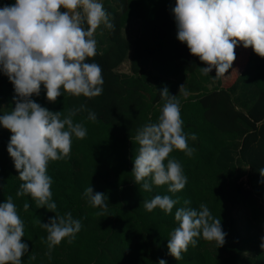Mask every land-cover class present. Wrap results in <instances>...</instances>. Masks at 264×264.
I'll return each instance as SVG.
<instances>
[{"label":"trees","instance_id":"16d2710c","mask_svg":"<svg viewBox=\"0 0 264 264\" xmlns=\"http://www.w3.org/2000/svg\"><path fill=\"white\" fill-rule=\"evenodd\" d=\"M14 3L0 0V6ZM104 4L115 26L108 29L110 44L103 51L97 48V55L86 61L102 68V94L89 99L62 93L50 103L42 85L40 95L31 97L53 112L66 114L85 104L97 116L95 123L87 120V112L73 118L84 124L87 136L74 137L70 156L48 166L56 213L71 212L82 224L71 242L65 238L53 248L51 259L45 255L47 233L38 220L47 223L55 213L37 208L29 195L16 196L22 181L7 152L11 133L0 126V203L12 196L24 221L22 240L28 253L21 258L22 264H158L161 259L166 264H264L260 247L264 178L259 172L264 168V58L239 44L234 75L222 84L214 70L202 75L200 68L207 65L177 40L171 12L175 0H104ZM131 19L146 24L145 35L133 41L121 34ZM128 55L130 73L117 72ZM183 84L186 96L179 92ZM165 86L180 100L183 130L195 152L189 157L174 150L169 156L180 162L187 177L182 191L170 193L167 185H153L146 192L134 183L138 148L134 136L146 123L157 122L163 105L158 91ZM14 95L13 85L0 72V115L14 108ZM193 133L195 140L190 138ZM87 186L106 194L107 217L97 216L100 209L84 197ZM155 195L179 197L180 203L169 214L159 208L148 212L144 202ZM185 199L197 209L206 204L213 217L221 219L227 235L221 247L198 238L196 246H189L177 261L168 254L167 243L178 226L175 210ZM25 203L30 205L27 211ZM236 208L245 212L243 235L234 218ZM33 254L35 260L30 259Z\"/></svg>","mask_w":264,"mask_h":264},{"label":"clouds","instance_id":"9594fccd","mask_svg":"<svg viewBox=\"0 0 264 264\" xmlns=\"http://www.w3.org/2000/svg\"><path fill=\"white\" fill-rule=\"evenodd\" d=\"M171 12L177 40L207 65L200 68L202 75H209L213 68L216 78L225 75L236 59L238 44L251 47L264 58V0H175ZM101 25L115 28L100 0H15L14 4L0 6V72L7 76L15 93V106L0 115V126L11 133L7 152L22 181L16 196L29 195L37 208L55 213L47 223L38 220L47 233L45 255L49 259L54 247L65 238L71 242L82 228L71 212L56 213L49 163L68 158L73 138L87 136L84 124L74 122L78 113L87 112V120L94 123L97 116L85 104L68 109L66 114L53 112L31 97L40 95L42 85L50 103L62 93L89 99L102 94V68L86 62L97 55L94 34ZM158 92L163 105L157 122L146 123L134 136L138 148L132 173L134 183L141 184L146 192L153 185H167L168 192L177 193L185 188L187 177L180 162L169 156L176 150L191 157L195 149L189 147V135L183 130L177 95H170L167 86ZM179 92L188 94L184 84ZM190 138L195 140L196 135ZM259 172L264 178V168ZM83 195L91 206L100 209L97 216H108L105 193L87 186ZM179 203V197L155 195L144 202V208L148 212L159 208L169 214ZM190 205L191 201L185 199L176 208L178 226L167 243L168 254L177 261L189 246H196L198 238L215 241L221 247L227 235L221 219L213 217L206 204L198 209ZM29 207L28 203L23 205L25 211ZM24 227L12 196H8L0 203V264H22L21 258L28 253V245L22 240ZM260 247L264 248V242ZM30 259L35 260V254ZM158 264L166 261L161 259Z\"/></svg>","mask_w":264,"mask_h":264},{"label":"rangeland","instance_id":"374dc122","mask_svg":"<svg viewBox=\"0 0 264 264\" xmlns=\"http://www.w3.org/2000/svg\"><path fill=\"white\" fill-rule=\"evenodd\" d=\"M100 2L103 4L105 10L107 9V6L104 4V0H100ZM108 28L104 27L101 25L95 32L94 37L97 41V48L100 51H103L105 48L109 46V38H108ZM146 32V24L138 19H131L122 29L121 34L122 36L129 40L133 41L136 38L142 37L145 35ZM239 44L235 48V54L237 52ZM212 70L215 71L213 68ZM117 72L120 73H130V56L126 58L124 63H122L117 69ZM234 69L233 65L232 67L228 70V72L225 73V75L221 76V83L224 84L227 81L231 80V77L234 75ZM233 74V75H232ZM212 88V86H210ZM238 96V93L234 94L233 97L235 98ZM234 218L236 220L237 224V229L242 232V235L245 234L244 232V217H245V212L242 211L240 208H236L233 212Z\"/></svg>","mask_w":264,"mask_h":264}]
</instances>
